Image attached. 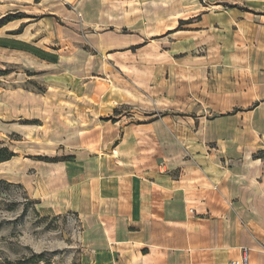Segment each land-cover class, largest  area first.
<instances>
[{"label": "rangeland", "instance_id": "1", "mask_svg": "<svg viewBox=\"0 0 264 264\" xmlns=\"http://www.w3.org/2000/svg\"><path fill=\"white\" fill-rule=\"evenodd\" d=\"M241 14L260 18L264 0H0V40L58 59L0 46V142L15 153L0 162V264L115 263L99 224L66 210L64 171L74 188L107 170L85 120L191 115L176 108L189 91L224 105L211 94L234 79L231 48L250 45L231 28Z\"/></svg>", "mask_w": 264, "mask_h": 264}, {"label": "crops", "instance_id": "2", "mask_svg": "<svg viewBox=\"0 0 264 264\" xmlns=\"http://www.w3.org/2000/svg\"><path fill=\"white\" fill-rule=\"evenodd\" d=\"M260 18L241 14L231 27L251 41L231 48L234 79L211 94H227L224 105L189 91L176 108L191 115L85 120L99 131L92 151L106 156L107 170L74 188L64 171L66 210L99 224L114 264H230L243 248L249 264H264V48L253 36L264 33ZM163 99L164 109L177 103ZM240 105L251 106L233 110Z\"/></svg>", "mask_w": 264, "mask_h": 264}, {"label": "trees", "instance_id": "3", "mask_svg": "<svg viewBox=\"0 0 264 264\" xmlns=\"http://www.w3.org/2000/svg\"><path fill=\"white\" fill-rule=\"evenodd\" d=\"M0 46H10L12 48H20V49H26L29 52H31L32 54H35L36 56H38L40 59H43L45 61H49L51 63H57L58 59L56 54L50 53V52H45L42 49L35 47V46H29L27 44H24L22 42H18V43H9V41H5V40H0ZM7 73V72H5ZM3 73V74H5ZM14 152L12 149L8 148V146L2 145L0 142V162L2 161H7V159L11 158L12 156H14ZM258 154H255L254 156H257ZM258 157H260L258 155ZM46 161H57L54 158L48 159V158H44ZM0 182H4L3 180H0ZM35 257H39V256H35ZM37 261L36 258H32L31 262L35 263Z\"/></svg>", "mask_w": 264, "mask_h": 264}, {"label": "built area", "instance_id": "4", "mask_svg": "<svg viewBox=\"0 0 264 264\" xmlns=\"http://www.w3.org/2000/svg\"><path fill=\"white\" fill-rule=\"evenodd\" d=\"M230 264H249L248 249L243 248L239 259L230 262Z\"/></svg>", "mask_w": 264, "mask_h": 264}]
</instances>
